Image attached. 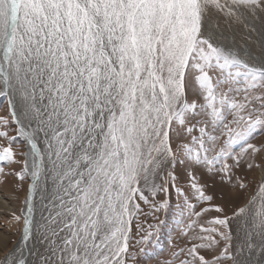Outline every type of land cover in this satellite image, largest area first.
I'll return each mask as SVG.
<instances>
[{
  "label": "snow or ice",
  "instance_id": "obj_1",
  "mask_svg": "<svg viewBox=\"0 0 264 264\" xmlns=\"http://www.w3.org/2000/svg\"><path fill=\"white\" fill-rule=\"evenodd\" d=\"M0 98V264H264V0H0Z\"/></svg>",
  "mask_w": 264,
  "mask_h": 264
},
{
  "label": "rangeland",
  "instance_id": "obj_2",
  "mask_svg": "<svg viewBox=\"0 0 264 264\" xmlns=\"http://www.w3.org/2000/svg\"><path fill=\"white\" fill-rule=\"evenodd\" d=\"M5 107H6V100L4 98H0V114H2ZM262 142H264V137H260V136H257V138L253 141V143L257 145H259ZM258 173L259 172L255 173L257 179H258ZM1 197L8 203V205H6V208L4 207L3 210H0V235H1L0 236V246H2V243L6 238L5 237L6 230L9 233L8 238L12 239L11 231H15V228L13 227L12 230H9L6 223L8 222L10 223L11 214L20 209L21 200L23 199L22 194L14 193L13 188H12V178L11 177L8 178V181L6 184L3 182V179L0 178V199ZM161 218L164 219L163 216ZM168 223H169V227L163 229L160 235V246L161 248L165 250V252L167 251L168 240L170 239V234L172 236L175 235V232L173 230L174 226L172 224V219L170 216L168 217Z\"/></svg>",
  "mask_w": 264,
  "mask_h": 264
},
{
  "label": "bare ground",
  "instance_id": "obj_3",
  "mask_svg": "<svg viewBox=\"0 0 264 264\" xmlns=\"http://www.w3.org/2000/svg\"><path fill=\"white\" fill-rule=\"evenodd\" d=\"M259 176H260V173H258V178H259ZM6 205H8V203L4 200V199H2V197H1V199H0V210H3L4 209V207L6 208ZM10 209V208H9ZM6 225H7V227L9 228V230H12L13 229V226L8 222V223H6ZM5 226V225H4ZM6 232H7V230H6ZM1 236V235H0ZM3 237V236H2Z\"/></svg>",
  "mask_w": 264,
  "mask_h": 264
}]
</instances>
